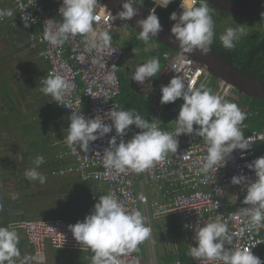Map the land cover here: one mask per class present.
<instances>
[{
    "label": "clouds",
    "instance_id": "9594fccd",
    "mask_svg": "<svg viewBox=\"0 0 264 264\" xmlns=\"http://www.w3.org/2000/svg\"><path fill=\"white\" fill-rule=\"evenodd\" d=\"M172 2L173 0H152L156 7L161 8H167ZM136 3L137 0H125L121 11L114 16L107 10L108 16L111 21L132 20L139 15V10L133 7ZM98 4V0H62L59 8L62 21H44V40L53 47H62L70 37L82 35L86 38L87 51L96 50L101 53L109 49V32L94 27L100 20V15L96 12ZM156 7L151 9L146 18L136 21L141 29L137 38L145 44L163 31ZM180 7V13L173 12L169 17L176 22L170 30L175 38L173 42H178L179 49L184 54L199 50L201 54L207 55L215 38V22L208 0H181ZM12 16L11 9H0V19ZM22 21L25 28L36 23L31 15L22 16ZM244 34L243 27H228L220 34L219 40L225 49L232 50ZM133 52L137 54L138 50L133 48ZM78 59L83 62L84 55L81 54ZM177 60L182 62L181 58ZM111 68L113 71L106 76V80L115 83L117 67L113 65ZM173 69L179 73L176 65H173ZM158 72L160 61L152 58L136 68L131 80L143 86L146 80L156 76ZM41 84L40 91L45 96L72 109L70 104L65 103L64 97L73 85L65 76L49 73L46 78L41 79ZM87 94L91 95L90 92ZM178 99H182L183 103L179 104L181 106L175 118L174 132L161 130L156 123L142 118L134 108L121 110L114 105L107 112L111 124L105 123L101 116L89 118L81 112L73 111L69 117L70 124L64 143L73 151L79 146L81 151L88 152L90 142L97 141L114 129L116 135L111 137L108 147L103 151V163L106 169L116 173H126L129 170L141 173L164 160L169 153H177L178 138L181 135H195L205 142L207 155L203 157L199 172L206 176L216 174L220 168L226 167L235 150H240L241 159L244 158L253 143L250 138H245L240 127L247 113L236 103L215 94L203 83L199 87H192L187 72L174 76L167 85H161L162 105L175 103ZM133 125L140 131L134 132L130 139H125L132 132ZM96 154L100 152L97 151ZM44 159L42 155L34 159L35 167L24 172L26 179L38 180L41 184L46 182V176L38 171ZM246 167L255 173V179L243 174L234 175L231 183L245 186L243 203L251 207H245L243 212L250 216V228L258 231L264 227V156L247 163ZM221 192L218 191L217 194ZM69 230L82 249H90L93 253L91 264H124L121 257L136 251L152 231L140 210L128 209L111 193L101 195L91 213L83 220L69 225ZM194 240L196 246L191 245L188 251L193 259L210 261L212 264H264L252 251L264 241H258L252 248L237 246L228 249L225 244L231 243V236L228 235L227 225L219 219L199 226L195 230ZM18 245L19 235L15 227L0 226V264H17V260L19 264H45L47 258L41 251L21 257Z\"/></svg>",
    "mask_w": 264,
    "mask_h": 264
},
{
    "label": "built area",
    "instance_id": "2783aa9c",
    "mask_svg": "<svg viewBox=\"0 0 264 264\" xmlns=\"http://www.w3.org/2000/svg\"><path fill=\"white\" fill-rule=\"evenodd\" d=\"M8 1L12 3L11 22L21 26L27 32L29 47L31 50L40 52V56L47 65V75L51 73L65 76L73 85L66 91L64 97L65 103L70 104L72 109L56 102V106L66 115L67 123L62 134L54 143L61 147L57 156L60 160H64L65 164L55 167L52 171L53 176L62 177L68 174H77L82 181L98 182L102 187L105 185L107 194H113L124 203L125 207L140 210L146 217L147 225L152 229L148 238L151 250L153 228L150 219H158L162 216H177L181 219V225L190 246H196L195 230H198L199 226L217 219L228 227V235L231 236V243L225 244L228 249H234L237 246L252 248L258 241H264V227L258 231L251 229L250 216L243 212L245 207H251L243 203L246 196L245 186L231 183V178L234 175L243 174L255 179V173L249 170L246 165L254 159L264 156L257 150V144H264V128L245 133L247 124L243 122L240 127L245 138L251 139L253 143L251 149L246 152L243 159H241L240 150H235L228 160L227 166L220 168L216 174L210 173L206 176L199 172L203 157L207 155V146L202 138L195 135H181L178 138L177 153H169L164 160L155 163L144 172L136 173L129 170L126 173H116L114 170H108L103 163V151L108 147L111 137L116 135L114 129L113 132L97 141L90 142L88 152L81 151L79 146L73 151L64 143L63 139L67 135V128L70 124L69 117L73 111L81 112L89 118L101 116L100 118L105 123L111 124L107 112L112 110L114 105L119 108L117 97L121 92V81L117 68L115 83L108 82L106 76L113 71L111 68L113 65L117 67L122 62L125 54L123 48L120 44L111 41L109 49L101 53H97L96 50L87 51L86 38L82 35L70 37L62 47H53L44 40V21L47 19H55L57 23L62 21V17L59 15L62 0ZM98 3L96 12L100 15V20L94 24V27L98 30H106L109 34L114 33L119 29L116 25L119 20L111 21L107 10L112 14L113 12L101 2L98 1ZM181 11L179 5L175 12L180 13ZM24 15H31L36 23L25 28L22 21ZM170 21L173 24L176 23ZM81 54L84 55L83 62L78 59ZM177 58H181L182 62H178ZM173 65H176L179 73L173 69ZM185 72L188 74L192 87H198L205 82L207 76L212 74L206 67L179 50L173 51L170 55L161 72L160 80L167 85L174 76L184 75ZM217 79V85L213 89L215 94L236 103L243 112L247 113V117L257 113L244 107L232 84L222 78L217 77ZM185 83L187 85V81ZM89 92L97 97L87 94ZM155 95L153 109L159 112L166 105L160 103L161 88L155 90ZM176 102L182 104L183 100L178 99ZM154 123L163 131L174 132L175 130V126L163 129L160 122ZM131 128L132 132H129L125 139H130L129 135L132 136L134 132H137L134 125ZM117 142L119 143V138ZM97 151L100 154L97 155ZM146 185L150 186L149 196L146 192ZM218 191L222 192L217 194ZM78 221L81 220H70L57 216L20 220L13 226L25 231L34 254L36 251H41L46 256L45 264H75L69 261L50 259L47 253V244L50 243L57 250L89 251L90 249L87 248L82 249L69 230V225ZM145 243L146 240L139 244L136 251L122 256L124 264H148L141 255L142 246ZM262 248H264V242L257 244L252 249L254 255L259 257ZM151 257L150 263L154 264L153 252ZM194 261L195 264H212L210 261L196 259Z\"/></svg>",
    "mask_w": 264,
    "mask_h": 264
},
{
    "label": "rangeland",
    "instance_id": "374dc122",
    "mask_svg": "<svg viewBox=\"0 0 264 264\" xmlns=\"http://www.w3.org/2000/svg\"><path fill=\"white\" fill-rule=\"evenodd\" d=\"M214 22L216 24V29L218 30L219 34H222L226 28L228 27H234V28H244V32L249 33L254 30H261L264 31V16L261 17H236V16H230V17H224L221 13L214 11L212 13ZM118 25V30L116 32H119L121 34L122 39H126L130 36L131 30L130 26L125 24L122 21H119L116 23ZM2 37V35H0ZM3 40L0 41V46L3 48ZM148 53V52H147ZM173 53V51L170 49L168 50L164 55L163 58H160L158 56L154 55H147L146 53L144 55H130L128 53H125L122 59V62L118 65V67H122L124 71L126 72V75L131 76L130 73H134L136 69H134L137 66L141 65L142 63H145L147 60L152 58H158L160 61V72L156 74V76L152 77L150 80V84L161 86V83L159 81V75L161 71L163 70L164 66L166 65V62L169 60L170 55ZM137 54H141L140 52H137ZM13 56L9 54V56H5L4 58L0 57V63H3L0 65V204L2 202H8L9 205L14 206L17 210V214L20 215L22 213L21 210H23V206L26 207V209L30 210L29 216L35 217V218H48L53 217L50 212H44L41 214V212L45 211L42 209L34 210V207L40 206L41 203H49L50 206H55L57 204V201L60 197L61 201L64 200V202L70 203V201L73 200V197L65 194V195H56L55 190H51L48 187H46L45 184H41L39 181H23L25 178L24 172L28 168L32 167V163L27 164L24 161V154L26 152L31 151V155L33 158H36L40 153V151L43 152L44 149H39V146H42L44 142L46 143V140L50 141L51 145L48 146L49 150L52 153V160L56 161L55 153L58 152L59 148L56 147L55 144H53V141L55 142V138L57 135V131H50L46 134L39 135L38 137L34 138L32 133L36 130V128H40V125L43 122H48L49 125H53V122L51 121V114L54 113L53 110H56V108L51 105L50 97L45 96L41 91L40 88L42 87V84L37 83L36 74L32 72L30 69H25V66L22 65V59L16 58V71L19 74H22L20 76L19 80H15L14 77L16 76L17 72L13 73L12 70H8V62L12 59ZM138 60L139 62L134 64V60ZM5 64V65H3ZM135 65V67H133ZM130 68L129 70L127 68ZM132 67V68H131ZM25 69V70H24ZM2 72V73H1ZM40 82L41 79L39 78ZM217 77L213 74H210L207 76L205 82V86L207 88L213 89L217 85ZM34 85V86H32ZM199 87V86H198ZM214 87V88H213ZM28 91V92H27ZM4 92V93H2ZM239 92V91H238ZM33 95V96H29ZM241 95V93H239ZM35 95V96H34ZM242 96V95H241ZM151 100H153V97H150ZM241 103L243 98L240 100ZM11 102L12 104H10ZM10 107H14L17 109L16 113H13L10 109ZM35 107H41L42 114L38 113L39 116L34 118L33 115L37 114L34 109ZM20 111V112H19ZM53 116H56V120L59 122L60 118L62 117V114H60L59 111L53 114ZM53 119V118H52ZM31 123V128H29V125ZM26 125V126H25ZM175 120H172L168 126L174 127ZM5 126V130L3 131V127ZM2 131V133H1ZM29 131L32 133L29 135ZM27 134V135H26ZM54 139V140H53ZM17 174L19 178L17 179L14 177L12 173ZM87 184H85V187H87ZM29 187L32 194H38L34 198L26 197V199L23 201V193L22 190L25 189V187ZM105 186V185H104ZM103 186V190H106V187ZM149 185H146V192L149 196L150 190ZM51 192V195H48L47 192ZM228 193H231V191H228ZM27 194V193H26ZM48 196H47V195ZM3 196H6V200L3 201ZM60 201V200H59ZM23 202V203H22ZM4 204V203H3ZM23 204V206H21ZM48 207V206H47ZM74 214H76L77 217H79V207L75 206L74 208ZM28 212V211H23ZM34 213H38L37 215H33ZM80 220V219H76ZM167 223H168V217L162 216L158 219H150V224L153 228L152 233V241H153V247L152 250L149 245L148 239L146 240L145 245L142 246V252L141 255L145 258V260L148 262V264H153L151 262V253H154V264H163L167 263L166 261H171L170 258L166 257V252L170 254L172 245L169 241V238L166 237V229H167ZM165 235V237H164ZM163 237L164 240L167 242L163 243ZM54 252L57 255H61V253H65L64 256L66 257V260L69 262H73L76 264H87L86 261L83 263L84 259L87 255L93 254L91 251H81V250H54ZM69 258V259H67ZM166 260V261H165ZM55 261H59V259H56ZM169 264V263H168Z\"/></svg>",
    "mask_w": 264,
    "mask_h": 264
},
{
    "label": "trees",
    "instance_id": "16d2710c",
    "mask_svg": "<svg viewBox=\"0 0 264 264\" xmlns=\"http://www.w3.org/2000/svg\"><path fill=\"white\" fill-rule=\"evenodd\" d=\"M229 1L240 2V3L264 2V0H229ZM180 2L181 0H173V2L167 8L156 7L157 15L166 20H170L169 17L171 13L175 12L178 9ZM137 4L147 10H151L155 6L152 3V0H137ZM208 7L211 9V13H214V11L219 12L225 18L233 16L232 14L228 12H225L223 10L216 8L209 1H208ZM238 17L245 18L242 16H238ZM4 19H6V17H4ZM1 22L2 20L0 19V24ZM16 26H19V25H16ZM214 27H215V38H214V42L210 46V49L213 50L218 55L222 56L224 59L232 63L235 67L239 68L240 70L252 76L264 79V31L254 30L252 32L244 34L239 40V42L236 44V47L232 50H228L222 46L219 40L220 34L218 30L216 29V24L214 25ZM130 30H131V34L126 39H122L121 34H119V32H116V31L110 34L111 41L115 44H120L125 53H128L130 55H144L146 53L147 55H154V56L163 58V55L168 50H170L168 46H166L160 41L155 40L154 38L151 39L147 44H145L143 41L137 38L139 35L138 31H136L133 28H130ZM133 48L137 49L138 52H140L141 54H135L133 52ZM117 71H118V74L120 76V81H121V84H120L121 92L117 97V100L119 102L118 109L128 110V109L134 108L139 112L142 118L148 120L149 122H153V120L157 119L155 113L152 111V106H151L150 101L147 99L145 95H143L142 93L136 90L133 84V81L131 80V77L128 76V74L126 75V72L124 71L122 67L117 66ZM35 74H36V79H37L39 74L38 73H35ZM19 75L22 76V74H19ZM19 75L17 72L14 79L18 81L20 78ZM37 83L40 84L41 82L37 81ZM235 90L236 92H238L237 89ZM241 95H242L241 97L244 100L243 101L244 107H246L247 110H252V111L257 112V113H253L251 116L247 117L243 121L249 124V128L246 129L245 133H249L254 129H263L264 128V99L252 97L250 95H246L243 93H241ZM29 96H33V95L29 94ZM50 101H51V105H53V107L56 108V110H53L54 113H56L57 111H59L60 114L63 113L59 109V107L56 106L55 101H52V100ZM9 103L12 104L11 102ZM10 109L13 113L17 112V109L14 107L12 108L10 107ZM34 111L37 114H34L33 117L36 118L39 116L38 113H40L42 110H41V107H35ZM54 113L51 114L53 118V119L51 118V121L53 122L52 126L49 125V123L45 121L40 125V128H36L34 133H32V131L31 132L29 131V135L32 133L31 136L36 138L39 135L41 136L50 131H57L58 134L61 133V128H62L61 122L62 121L58 122L56 120L57 117L53 116ZM28 125H29L28 129H30L31 123ZM161 126L163 129L169 128L168 124L161 123ZM2 127H3L2 130L4 131L5 126H2ZM137 130L140 131L139 129ZM54 143L55 142L53 141V144ZM50 145H51L50 141L46 140V143L44 142L42 146H39V149L40 148L44 149L43 152L42 151L39 152L40 153L39 155H42L45 158L44 163L40 165V167L38 168V171L42 173L43 175H45L47 178L46 182L43 184H45L46 187H48L49 189L53 191L55 190L56 195L68 194L73 197V200L70 201V203H68V202H64V200L61 201V199L59 198L55 206H50L49 203L43 202L40 204V206L34 207V210H37V209L45 210L46 212H50V214H52L53 217L59 216V217H63V218L70 219V220H76V219L83 220L84 218L77 217L76 214H74L73 210L75 206H78L79 208H83L86 212V215H88L91 213L92 209L94 208L95 203L98 202L99 197L101 195L107 194V190H103V187L98 182L82 181L81 178L77 174H68L62 177L53 176L52 175L53 169L55 167L62 166L63 164H65V161L60 160V158H58L57 156L61 148L60 146H59L58 152L55 153L56 161L52 160L51 158L52 153L48 147ZM57 146L58 145H56V147ZM262 149H264V147ZM24 156H25L24 158L25 163L27 164L32 163V167H35L33 163L35 158H33V156L31 155V151L26 152ZM12 174L14 175L15 178L22 179V178H19L17 174H15L14 172ZM23 181H27L29 183L30 180L24 178ZM86 183H88L87 187H85ZM22 193H23V197H22L23 201L28 196H30L28 197V200H29V198H34L35 196L38 195L36 193L32 194L29 187H25V189L22 190ZM47 194L51 195V192L48 191ZM6 198H7L6 196H3V199H4L3 201H5ZM5 205L7 209V211L5 212V215H7V217L9 215L10 217H13V218H5L4 220L2 219V221L0 219L1 226L5 224H6L5 226H8V223L10 221H14L13 220L14 218L16 220L15 222L11 223V225H13L14 223L20 220L32 219L29 216L30 210L26 209V207H24L23 204L21 205L23 206V210L21 211L25 210L28 212H23V216L20 213L22 217L20 219H17V216H20V215L17 214L16 211H14L13 213L11 209V205H9L6 201H5ZM86 215L84 214V216ZM164 237H163V243L167 242L166 240H164ZM166 237L169 238L172 248L170 251L171 253L168 254L166 252L165 256L170 258L171 261L169 262L165 260L167 263H163V264H168V263L169 264H195L194 259L188 255L190 244L188 243V240L186 239L185 233L181 225V219L179 217L177 216L168 217ZM26 240H27V236H26ZM259 258L262 261H264V248H262V250L260 251Z\"/></svg>",
    "mask_w": 264,
    "mask_h": 264
},
{
    "label": "water",
    "instance_id": "95a60500",
    "mask_svg": "<svg viewBox=\"0 0 264 264\" xmlns=\"http://www.w3.org/2000/svg\"><path fill=\"white\" fill-rule=\"evenodd\" d=\"M103 5L107 6L114 15L122 10V4L125 0H98ZM216 8L228 12L235 16L242 17H261L264 16V2L259 3H240L232 2L229 0H208ZM134 8L139 10V15L134 17L132 20H120L135 29L140 31L141 29L137 26L136 21L139 19L146 18L151 10H147L137 3L133 5ZM160 22L163 31L154 38L157 41L162 42L173 51H179L178 42H173L175 38L171 34V27L174 25L170 20H166L160 17ZM196 62L206 67L216 77L226 80L232 84L235 89L240 93L250 95L252 97L264 99V79L252 76L239 68L235 67L232 63L224 59L222 56L215 53L210 49L207 55L201 54L199 50L188 54ZM180 106L179 103L166 104L160 114V118L164 124H168L179 114Z\"/></svg>",
    "mask_w": 264,
    "mask_h": 264
},
{
    "label": "crops",
    "instance_id": "0c3cea01",
    "mask_svg": "<svg viewBox=\"0 0 264 264\" xmlns=\"http://www.w3.org/2000/svg\"><path fill=\"white\" fill-rule=\"evenodd\" d=\"M0 8L1 9H11L12 8L11 1L0 0ZM0 35H2V37H0V41H2V40L4 41V42H2L3 43V48H1V46H0V57L4 58L5 56H9V54L11 56H13V58H12L13 60H10L8 62V64H9L8 67H7L8 70H12L13 69L12 72L14 71L13 73H15L16 72V67H17L16 66V58H20V59H22V65L25 66V69L26 68L30 69V70H32L33 73H38L39 74L38 77H37V81L38 82H40L39 78L42 79V78H46L48 76L47 75V65L44 62V60L42 59V57L40 56V52L38 50H31L30 49L27 32L21 26H16L15 24H13L11 22V18L10 17H6L5 20H2V22L0 24ZM138 60L137 59L134 60L135 61V63H134L135 65H136V63L139 62ZM0 65H1V63H0ZM3 65H5V64H3ZM135 65L133 67H135ZM36 67H37V69H36ZM137 67L138 66L136 65V67L134 69H136ZM132 74L133 73H130L131 76H132ZM160 76H161V73H160L159 78H158L160 83H161V85H165L164 83L161 82ZM151 79H152V77L149 78L148 80H146L143 86L139 85L137 82H135L133 80L132 81H133V84H134L136 90L138 92L142 93L143 95H145L147 97V99L150 101L151 106H152V111L155 113V115L157 117V119L153 120V122L163 123L161 118H160V114H161L162 110L159 111V112H156L153 109V107L155 105V96H156L155 95V90L160 89L161 86L159 87V86L150 84V80ZM235 93H237L239 99L241 100L242 97L239 94L240 92L238 93L235 90ZM150 97H153V100H151ZM49 99L51 100V98H49ZM61 114H62V117L60 118V121H62L61 122L62 128H61V133H59V134H62V132H63L65 126H66V123H67L66 115L63 114V113H61ZM246 124H247V129H248L249 128V124L248 123H246ZM169 127H171V126H169ZM245 131H246V129H245ZM137 132H138V130H137ZM59 134L56 135L57 138H55V140H57L59 138ZM129 136L131 137V135H129ZM57 147L59 148V146H57ZM263 147H264V144H262V143L257 144V150L261 154H264V149H262ZM11 209H12L13 213H14L15 210H17L14 206H11ZM6 211H7V209H6L5 202H2L0 204V215H1L0 219H1V221H2V219L4 220L5 218H13V217H10L9 215L7 217V215H5ZM44 212H46V211L41 212V214L44 213ZM79 212H80L79 217H81V218H85L86 217V216H84V214L86 215V212H85V210L83 208H79ZM21 215L23 216V211H22ZM21 215L17 216V219L22 218ZM33 215H37V213H34ZM31 218L32 219H41V218H35V217H31ZM13 220L14 221H10L8 223V225H11V223L15 222L16 219L14 218ZM5 225H3V226H5ZM15 229L18 232V235H19V245L18 246L20 248L21 257H23L25 255H34L33 247L26 240L25 231L20 229V228H16V227H15ZM54 250H57V249H54L52 247V245L50 243H48L47 244V253H48V256H49L50 259H52V260L59 259V261H68V260H66V257L64 256L65 253H61V255L59 256V255H57L54 252ZM58 250H62V249H58ZM92 255L93 254L87 255L86 258L84 259V261H82V262L84 263L86 261L87 264H91V256ZM67 259H69V258H67ZM17 264H19V260H17Z\"/></svg>",
    "mask_w": 264,
    "mask_h": 264
},
{
    "label": "flooded vegetation",
    "instance_id": "af4514ba",
    "mask_svg": "<svg viewBox=\"0 0 264 264\" xmlns=\"http://www.w3.org/2000/svg\"><path fill=\"white\" fill-rule=\"evenodd\" d=\"M154 7H156V6H154ZM127 69L129 70L130 68L128 67Z\"/></svg>",
    "mask_w": 264,
    "mask_h": 264
}]
</instances>
